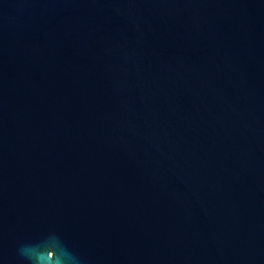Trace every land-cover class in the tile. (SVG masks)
Listing matches in <instances>:
<instances>
[{
    "label": "water",
    "instance_id": "95a60500",
    "mask_svg": "<svg viewBox=\"0 0 264 264\" xmlns=\"http://www.w3.org/2000/svg\"><path fill=\"white\" fill-rule=\"evenodd\" d=\"M0 264H264V0H0Z\"/></svg>",
    "mask_w": 264,
    "mask_h": 264
}]
</instances>
